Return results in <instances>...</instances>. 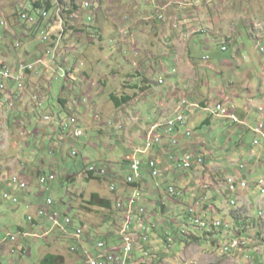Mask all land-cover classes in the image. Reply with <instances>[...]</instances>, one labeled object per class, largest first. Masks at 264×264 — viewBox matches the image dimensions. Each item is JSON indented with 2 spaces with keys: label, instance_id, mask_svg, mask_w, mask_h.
<instances>
[{
  "label": "rangeland",
  "instance_id": "obj_1",
  "mask_svg": "<svg viewBox=\"0 0 264 264\" xmlns=\"http://www.w3.org/2000/svg\"><path fill=\"white\" fill-rule=\"evenodd\" d=\"M36 1L41 2L44 6L43 9H45L47 1L52 5L49 18L42 20L39 30L42 32L47 29L51 35H54L53 33H57L62 28L68 36L67 40L62 39L55 58L50 56L48 61H45L46 65L52 67V72L46 77V80L49 82L56 77L53 84L54 98L56 99L57 92L63 82L59 77L61 72L56 74L55 70L64 56L71 64L81 63L83 66L92 65L94 68L98 66L100 71L94 72L95 77H102V74H105L107 78L102 77L103 80L99 81L97 87L90 88L89 95L92 93L93 97L87 96L88 91H86L84 95L87 97L83 98L82 105L77 112L81 118L77 117L81 122V132H83L79 143L76 142L74 145L78 156H71V146L68 145L70 154L64 162L61 161L60 171L52 170L57 176V181L45 187H41L37 182L39 174L35 166L45 161L47 167L51 165L54 160V154L51 151L52 149L56 150L53 147L56 142L53 143L54 140L47 139L45 143L42 137L35 139L21 132L23 126L29 121L26 114L29 104L22 106L17 105L14 101L13 106L0 105V180H3L2 177L7 179V176L14 173L17 169L14 168L15 166L20 169L23 168V164L28 166L31 171L28 175L33 178L30 186L33 195L41 193L42 197H45L44 201L51 198L55 210L62 217L65 213L75 215L76 220L83 223L90 239H95L97 236L102 239L112 237L115 238L116 245H119L122 216L120 218L117 214L110 215L107 210L89 205L88 201L92 193H98L105 198H114L109 191L110 180H115L121 190H124L126 182L123 173L129 174L130 169L122 168V164L124 157L129 156V150L141 146L149 128L155 124L164 123L176 112L177 106L183 100H187L188 103L201 104L202 107L207 105L214 107L216 102L220 101L214 91H224L220 89L223 87L220 82L233 80L238 82L237 85L240 88L245 83H250L251 88H254L252 99L256 102L253 111L250 113L244 111L242 107L244 99L239 100L240 103L236 111L241 122L254 128L255 120L260 115L259 108L263 106L264 111V103L256 96L255 92L264 79V54L259 52L260 54L257 53V55L248 58L234 57V59L238 58L237 62L239 63L236 75L229 71L224 72L220 78L217 72L211 71L208 66H217L219 60L228 58L231 53L223 51L222 46L233 47L234 40L218 39L205 47L199 41L197 42L200 45L198 48L184 37L183 41L176 43L170 49L167 47L168 41L163 43L157 41L152 35L150 38L148 37V33L152 32L155 27L152 14H156L159 9L154 5H150L147 10L145 6H138L139 2L123 4L121 0H0V41L8 36L7 44L10 49L8 54L0 55V59L4 56L5 62L12 64V60L15 58L18 62L29 60V57H32L35 52L28 50L31 43L36 51L42 53L41 56L45 55L47 47L39 40L37 33L32 37L30 30L32 26L19 19L22 12L33 16L40 12V10H33ZM196 1L199 2L196 5L199 18L202 16L208 20L211 16L224 15V12L232 13L235 10L233 7L239 3L245 6L249 1H253V18L250 21L256 20L257 17L264 21V0H232L228 4L223 0H215V3L209 8L204 0ZM84 3H90V10L83 8ZM217 7L227 8L221 11ZM244 11L247 10L244 9ZM88 14L91 15V21H89ZM246 14L249 16L248 13ZM124 17H130L132 21L123 20ZM2 21L5 25L1 24ZM61 21L63 23H60ZM251 26L249 24V29ZM43 27L45 29H41ZM198 28H202V25L197 26ZM230 31L228 29L227 34L232 33ZM122 34L131 42L123 51L120 39ZM29 35L30 37H27ZM15 42L21 45L18 52L14 47ZM189 42L191 43L190 54L185 51V44ZM51 46L53 47L54 44ZM171 50L176 57L171 56ZM121 52L128 58L127 62L122 61L120 55L123 53L121 54ZM168 57H172V59H168ZM156 63H159L160 66H156ZM238 66L244 67V71H240L242 68ZM122 67L127 71L122 72ZM112 70L122 73L129 71L131 79L125 80L122 73H118L119 77L113 78L110 76ZM140 73L145 75L144 81L136 79V77H140ZM160 80H163L164 84L160 85ZM126 81H129L128 84L125 83ZM96 92L99 93L95 94ZM111 94L119 98L122 95H129L133 97V100L117 108L110 99ZM35 97H39V95H34L33 98L35 99ZM36 101L34 104L37 106L43 103L41 98ZM53 103L54 105L51 107L43 106L37 112L35 111V116H32L33 123L41 125V122L45 121L46 114H51L52 117L54 115L56 118H59L60 115L64 120L70 118V116L67 118L68 112L61 111L56 100ZM16 111L19 115L15 114ZM87 111L90 112V115L86 120L84 115ZM209 114L210 110L195 108L188 111L189 121L186 128L192 131L193 136L187 140L183 138L181 140L183 143L178 144V148L171 150L177 158L182 157L181 153L184 152V154L201 155L204 159V166L191 173L194 181L187 180L183 186H178L177 182L172 183L173 186L180 187L184 194L190 190V201L185 199V205L173 204L165 188H163L162 194L156 197L152 187V194L155 197H151V199L157 203L160 202V205L142 197L147 217L145 218V230L140 232L141 228H139L135 231L138 236L137 243L140 244L135 245L133 253L135 258H143V253L139 249L144 247L153 253V264H238V258L243 256V251L236 253L239 255L236 257L234 253L224 254L223 248L228 240L241 239L247 242L244 251H250L247 254V259L244 257L245 262H241V264L246 262L264 264V195L258 189L256 182L258 179H264V152L261 156L252 159L254 133L247 132L240 126L232 127V124L226 119L214 118L210 126L201 127ZM70 137L74 140L78 139L74 133H71ZM70 137L66 136L67 140L74 141ZM48 138L53 139L52 136ZM177 152L181 153L177 155ZM256 152L258 151L256 150ZM85 158L88 159L86 161L90 163V166L106 171L103 175L104 180L97 181L89 178L86 174H82V177H67V174H64V169L73 173H81L85 169L86 163L83 162ZM172 162H174V158L168 161V164H172ZM240 163L246 165L245 170L241 172L244 180L250 178L255 182H251L245 191L235 195L236 207L233 208L229 205L233 195L226 191V177L238 176L236 170L237 164ZM177 164L176 161L172 164L173 169L170 168V165H165V167L170 168V172L173 173L172 171L177 170L179 166ZM113 166L117 169H112ZM40 168L42 169V167ZM4 171L9 172L4 174ZM182 174L184 178L185 173ZM246 175L248 177H244ZM1 193L2 189H0ZM21 200L22 203L24 198L21 197ZM179 202H183V200L177 201V203ZM163 203H167V206H162ZM6 207L9 206L5 205L0 208L1 235L6 237L9 234H17L19 232L17 226L21 228L20 224L24 229L30 228V225H26L25 216L33 213L31 209L22 203L15 211L8 208L3 212ZM189 209H194L198 217L202 219H204L203 216L210 214L217 220L220 219L229 224L231 230L215 231L218 235L208 236L210 239L206 240L203 235L208 230L196 229L189 223L187 215ZM255 212H261V220L252 223ZM108 217H110L109 221ZM124 220H126V216ZM45 226V229L37 232L43 234L48 231V237L42 240L24 239L28 246L32 247V257L27 258L26 264H39L40 259L46 253L63 256V264H85L81 257L82 253L72 252L69 248L70 244L60 237V234L49 231L51 224L48 220H46ZM31 230L38 229L31 228ZM183 231H186V234H183ZM145 232L146 240L142 239ZM167 235H171L168 242L165 240ZM195 236L203 238L197 241ZM87 247L90 250L95 248L88 244ZM17 257L13 256L15 261ZM7 260L3 261V264H13L11 258Z\"/></svg>",
  "mask_w": 264,
  "mask_h": 264
},
{
  "label": "crops",
  "instance_id": "obj_2",
  "mask_svg": "<svg viewBox=\"0 0 264 264\" xmlns=\"http://www.w3.org/2000/svg\"><path fill=\"white\" fill-rule=\"evenodd\" d=\"M121 1L123 2V4L125 3L133 4L134 3L132 0H121ZM169 1L170 2H168L167 0L160 1V10L165 14V19L163 21H160V20H157V18L154 19L153 17L155 27L152 32L148 33V37L150 38L152 35L153 38H155L157 41L159 40L160 42L162 41L163 43L164 41H168L167 47L170 49H172V46L173 45L175 46L176 43L183 41L184 37H186L194 46L196 45V47L198 48L200 47V45L197 44V42L199 41L201 42V45L205 47V46H209L210 44L214 43V41L218 39L227 40V41L234 40L233 47H228L227 45L228 49L227 51H225V52H230L231 53L230 56L228 58L219 60L217 66H213V67L208 66V68L211 71L217 72L220 78L223 76L224 72H229V71H232L234 75H236V68H237V65H239V63L237 62V59L239 57L244 56L248 58L253 55H257V53L260 52L259 50L261 48H264V34H263L264 32L263 22L264 21H262V19H258V17L256 20L253 19L252 22L250 21L251 18H253L252 16V13H253L252 2L253 1H249L245 6L239 3L238 5L233 7V9L235 10L232 11V13L224 12V15H221V16L220 14L215 15V17L211 16L209 18L210 20L202 16L201 18H199V14L197 13L198 6H196L199 2L196 0H185L184 3L180 5L176 4V0H169ZM204 1H205V4L208 6V8L209 6H212L215 3V0H207V1L204 0ZM223 2H226L228 4V3H231L232 0H223ZM138 6H141V7L145 6V8H147L148 10L150 5H146V4L141 5L140 3V5ZM226 8L227 7H224V8L217 7V9L218 10L220 9L221 11L226 10ZM244 9H246L247 11L245 12ZM246 13H248L249 16H247ZM123 20H128L130 22L132 21L130 17H124ZM238 23H240V25H237ZM249 24L252 25L250 29H249ZM199 25H202V28L197 29V26ZM178 27H180V29H178ZM228 29H230L231 30L230 32L232 33L227 34ZM65 35H66V31L64 30L62 39L67 40L68 36L67 35L65 36ZM120 36H121L120 39H121V45H122V51H123L127 49V45H130L131 42L129 41L128 38L126 39V36L124 34ZM8 39L9 37L7 36L4 40L0 41V55L1 56L6 55L10 52V49L7 44ZM190 42L185 44V48H186L185 51H188L189 54H190V48H191ZM4 48H6L7 50H5ZM28 50L29 51L31 50V52L35 51L32 54L33 56L29 57V58H34V60L38 59L41 55L40 52L35 50V47L32 45V43H31V47H29ZM122 53L123 52H121V54ZM120 56L122 57V61L125 60L127 62L128 58L125 56L124 53ZM171 56L176 57L175 54H173L172 50H171ZM234 57H238V58L234 59ZM168 59H172V57L170 58L168 57ZM1 60L2 61L4 60V56L2 57ZM46 61H48L47 58H46ZM14 62L18 63V60L16 58L12 60L13 66L16 64ZM258 65L260 66V64ZM156 66H160L159 63H156ZM238 67L242 68V70L240 71H244L243 70L244 67H240V66ZM261 67H263L262 64H261ZM56 68L57 69L55 70L56 71L55 73L58 74L59 72H61L59 74V77L63 81L61 87L59 88V91L57 92L58 95L56 99L54 98L55 91H54V85H53L56 80V77H54L53 80L49 82L46 80V77L50 75V73L52 72L51 70L52 67L46 64H44L41 67H37V70L35 73L32 72L28 75V78L26 79V88L24 90L26 91L25 93L23 91L22 93L18 94L17 85L15 82H11V83L9 82L8 89L5 92H0V105L1 106L3 105L9 106L10 104L8 103L11 98L14 99L17 105H22V106H25L27 104L30 105L26 108V114L28 115L29 121L23 126L21 130L23 134L25 135L28 134L30 137H33L35 139H40L39 137H42L45 143L47 139L54 140L53 143L56 142L55 145H53V147L56 150L52 149L51 151L52 154H54V160L51 162V165L47 167L46 161L45 162L41 161L42 163H40L39 165L36 164L35 167H36V170H38L39 175L42 174L43 171L51 172V173H52V170L60 171L61 164H62L61 161L64 162L70 154L67 146L70 145L72 147L73 142H71V140H67L66 136L68 137V135L65 132H63L61 128V124L64 118L60 117V115H59V118H56L53 115V117H55L54 118L55 121H49L46 118L52 117V116L51 114L50 115L46 114V116L44 117L45 121H42L41 125L33 123L34 120L32 119V116H35L39 108H42L43 106L51 107L52 105H54L53 103L54 100H56V104L60 106L61 111L68 112L67 118L70 116V117H78L79 119L80 116L78 115L77 112H79V109L82 105V100H84L83 98L87 96L93 97L94 95H92V93L91 95H89L90 88L97 87L99 85V81L103 80L101 79L102 77L107 78L105 74H102V77H97V78L95 77L94 72L100 71V68L98 66L94 68L92 67V65L86 67V66H83V64L81 63L71 64L67 62V60L65 59V56L61 60V63L59 64V66H57ZM124 71H127V70L124 67H122V72ZM263 71H264V67H263ZM110 72H111L110 76L113 78L119 77L118 73L120 74L122 73V72L114 71V70ZM122 74L124 75L125 80L131 79L129 76V71L122 73ZM109 77H108V80H110ZM136 79L144 81L146 77L144 74L140 73V77H136ZM261 83L262 84H260V87L255 92H256V96H258V98L261 99L262 102L264 103V79L261 81ZM220 84L223 86V87H220V89H223L224 91H218V90L214 91V94L220 100L219 102H223L231 110L234 109L236 111L238 108V104L240 103L239 100L244 99L242 100L243 102L242 107L244 111L248 113L253 111L256 100L252 99L254 88L253 89L251 88L250 83H245L242 86V88L238 87L237 85L238 82H234L233 80L227 81V82L223 81V82H220ZM86 91H88V93H86ZM85 93L87 96L84 95ZM98 93L99 92H96L95 94H98ZM37 94L39 95V98H41L43 102L42 104H39V106L34 104L35 101L33 97L34 95H37ZM178 107L179 106H177V109ZM15 114L19 115L17 111L15 112ZM89 115H90V112L87 111L86 114L84 115V118L87 120ZM260 117L261 116L259 115V118ZM258 119L255 120L256 123ZM79 123H80V127H82L80 121ZM212 123H213L212 120H209L206 122V124H209V125H211ZM256 123H255V126L257 125ZM186 130H187L186 128L182 127L180 128L179 132H176L173 134L175 137L178 138L179 144L183 143L181 142V140H183ZM49 136H52L53 139H49L48 138ZM172 137H173L172 135H166L163 133V145L160 147H157L153 151V153H151L150 157L154 158L157 161L161 169H163L164 171H168L167 180H166L167 182L171 183V181L174 180V181H177L180 185H184L186 179L182 177L183 174L180 171V169H177L175 171L173 170L172 171L173 173L170 172L169 174V171H170V168H172L173 162L172 164H168V161L172 160V158L174 157L173 152L171 151L173 148L171 147V144H170ZM47 146H50V145H47ZM133 149L129 150L130 154H128L129 156L127 158L124 157L125 158L124 161H127V159H130V157L133 154L132 153ZM257 151L258 152L252 153L251 155L252 159L256 156H261L262 153L264 152V149H262V151L258 149ZM141 157L144 160V169H145L144 171L145 182L142 185L143 190H144V198L145 200L153 201V203L158 205L156 201L151 199V197H155V196H153L152 194L153 184L151 182L150 175L148 173V168H147L148 156L144 154ZM86 160L88 159L85 158L83 162L87 163ZM165 165L166 166L170 165V168H166ZM40 167H42V169ZM124 167L129 168V162L124 164ZM14 168L15 169L17 168V169L16 171L14 170L15 172L12 173L11 175L20 172L19 174L22 175L23 180L29 183L28 190L20 191L15 185L10 184L9 178L11 175L7 176V179L3 177L1 178L3 180H0V189H2V193L5 191L11 192L13 195L19 198L20 204L22 203L25 204L28 209H31L32 212H35L38 209V207L44 203L45 197H42L43 195H41V193H38L37 195H33V192L31 191V187H30L31 181L33 178L30 175H28L29 172H31L28 166L23 164L22 169H20V167L18 166H15ZM67 170L68 169L63 170L64 174L65 173L67 174V177L78 176L76 175V173H73ZM8 172L9 171H4V174H8ZM246 176L248 177V175ZM3 182L4 184H2ZM153 191H155L156 193V190L154 189V187H153ZM21 197L24 198L22 203H21L22 201ZM8 208L10 210L15 211L19 207L18 208L6 207L3 212H5L6 209ZM1 217L2 216L0 215V218ZM206 217L210 218L212 217V215L208 214ZM20 225L22 227V224ZM39 227L42 228L41 226ZM17 229L19 230L20 228L17 226ZM22 230H19L17 234H12L13 236H16L17 238L15 242H11V241H6L8 243L4 242L3 241L4 236L0 234V264H3V261L9 258L12 259L13 264H26L27 258L29 259L32 257L31 256L32 247L31 246L29 247L27 242L24 240L28 238L21 235ZM116 243L117 242L115 241V238H112L110 242V248L119 249V245L117 244L118 245L117 246ZM13 256L15 257L18 256L16 261L14 260L15 258H13ZM238 264H241L239 258H238Z\"/></svg>",
  "mask_w": 264,
  "mask_h": 264
},
{
  "label": "clouds",
  "instance_id": "obj_3",
  "mask_svg": "<svg viewBox=\"0 0 264 264\" xmlns=\"http://www.w3.org/2000/svg\"><path fill=\"white\" fill-rule=\"evenodd\" d=\"M133 2H139V3H141L142 5L144 4H146V5H154V6H156V7H158L159 9L157 10V12H156V14H153V17H154V19H156L157 18V20H160V21H163L164 19H165V14L160 10V1L161 0H157L156 2H148V1H144V0H132ZM179 1V2H178ZM184 1L185 0H176V4H178V5H180V4H182V3H184ZM178 2V3H177ZM185 6V5H184ZM38 10H40V11H47L48 13H49V11L48 10H46V9H43V10H41V9H38ZM41 15V14H40ZM89 15V21H91L92 19H90V14H88ZM33 16V15H32ZM38 18V17H37ZM40 18V17H39ZM48 18H49V15H48ZM47 18V19H48ZM46 19V20H47ZM41 20H45V19H42V17H41ZM37 22V21H36ZM36 22L34 23V24H29L30 26H32V25H35L36 24ZM60 23H63L62 21L60 22ZM28 24V23H27ZM61 28V27H60ZM41 29H45L44 27L43 28H41ZM41 30H39L38 29V31L36 32L37 33V36L39 37V40L43 43V45H45V47H47V49H46V51H45V55H43V56H41L40 55V57L38 58V59H43L44 60V64H45V61H46V58L48 59V57H50V56H48L47 55V51H49L50 49H52V48H54L55 47V44L58 42V49H59V47H60V44H61V41H62V38H63V32H64V30H62V28L59 30V31H57V33H53L54 35H51L49 32H48V30L46 29V30H44V31H42L41 33ZM43 32H45L46 33V35H48L50 38H51V40L49 41V42H43L42 40H41V35H42V33ZM51 44H54V46L52 47L51 46ZM14 47H15V49L16 50H18L19 51V48H16V46H15V44H14ZM21 47V46H20ZM57 49V50H58ZM222 49H223V51H227V46H223L222 47ZM17 51V52H18ZM260 53H263L264 54V48H261L260 50ZM40 54H42L41 52H40ZM51 58H55V56L53 57V56H51ZM2 59V58H1ZM0 59V63H2V64H7V65H9L10 67H12L13 65L12 64H10V63H8V62H5L4 60L2 61ZM30 59V61H27V62H35V61H37L38 59H36V60H34V58H29ZM14 63H16V62H14ZM17 64V63H16ZM15 64V65H16ZM44 64H42V65H38L37 67H41V66H43ZM36 70H37V68H36ZM36 71H34L33 73H35ZM161 81H162V83H161ZM129 82V81H128ZM128 82H125V83H127L128 84ZM159 84L160 85H162V84H164V81L163 80H160L159 81ZM18 92V91H17ZM18 94H20V93H18ZM11 99H13V98H11ZM10 99V100H11ZM10 100H9V103L8 104H10L11 102H10ZM35 102H37V101H35ZM13 103H14V99H13V102H12V106H13ZM126 105V104H125ZM10 106V105H9ZM179 107H178V109L176 108V112L172 115V116H170V118H168L167 120H165L164 121V123H161V124H155V125H153L152 127H154V126H156V125H159V129H158V133L161 135V137H162V140H161V145L160 146H162L163 145V143H162V141H163V133L164 134H166V135H172L173 137L171 138V147L172 148H178V144H179V140H178V138L177 137H175L173 134L174 133H176V132H179V130H180V128H182V127H184V128H186L187 127V125H188V116H187V113H188V111H191L192 109H203V110H205V111H209L210 110V114H209V118L207 117V119L202 123V125H201V127H203V126H210L209 124H206V122L207 121H209V120H212L213 121V119L214 118H218V119H226V120H228L231 124H232V127L233 126H240V127H242V128H244L247 132H252V133H254V136H255V139H254V141H253V147H254V149H253V151H252V153L253 152H256V150H261L262 151V149H264V111H263V106L261 107V108H259V110H258V112H259V114H260V118L258 119V121H257V125L254 127V128H248L249 126L247 125V123H245V122H241L240 120H239V118H238V116L236 115V111L233 109V110H231L227 105H225L223 102H216V104H215V106L214 107H211V105H207L206 107H202V105L200 104H193V103H188V101L187 100H183L182 102H181V104H179L178 105ZM218 106H222L223 107V109L225 110V113L223 114L222 112H220V111H218ZM179 115H182L183 117H184V122L183 123H181V124H177L176 125V129L173 131V132H168L167 131V129H166V125H167V123L170 121V120H173V119H175L177 116H179ZM231 116H234L236 119H237V121H234L232 118H231ZM47 118H50V120L49 121H55V117H47ZM46 118V119H47ZM71 118H75L76 120H77V124H76V127L77 128H79L81 131H82V128L80 127V123H79V120L77 119V117H70L68 120H63L62 121V124H61V128H62V130H63V132H65L69 137H70V135H71V133H74V127H70L68 130H64L63 129V124H65L66 122H69L70 121V119ZM212 118V119H211ZM260 126H263V128H262V131L261 132H258V129H259V127ZM152 127L151 128H149V131L146 133V136H145V138H144V140H143V142H142V144H141V146H139V147H136V148H134L133 149V154H132V156L130 157V159H127V161L129 162V169H130V173L129 174H124L123 172V175H124V180H125V184H126V186H124L125 187V189L124 190H121V187H119L117 184H110V186H109V191H110V193L113 195L112 197H114V198H107V199H110V200H112L113 201V203L116 205V208H118V210H119V213H121V215H122V220H123V222H122V227H121V229L125 226V212L119 207V203L121 202V203H125V201L132 195V193L134 192V191H136V190H140L141 191V194H142V197H144V190H143V187H142V185H143V183L145 182V177H144V171H145V169H144V160L142 159V155H147L148 156V161H147V168H148V173H149V175H150V179H151V182H152V184H153V187H154V189L156 190V193H155V191H154V193L156 194L155 196L157 197L159 194H162V192H163V188H165V191H166V189H167V194L169 195V197H170V200L173 202V204H176L177 203V201H181V200H183V202H179V203H177L178 205H185L186 203H185V199H188L189 201H190V199H189V197H190V190H187L186 192L187 193H185L184 195H183V199L181 198V194L183 193V191H182V189L180 188V187H175V186H173L172 185V183L173 182H177V181H171V183H169L168 182V184L166 185V187H165V184H166V180H167V175H168V171H164L163 169H161L160 167H159V164L157 163V161L154 159V158H152V157H150V155H151V153H152V149H154V147L150 150V151H148V152H145V153H137L136 154V152H137V150H139V149H141V150H143V149H145V143H146V138L148 137V135H149V133H150V131H151V129H152ZM187 129V128H186ZM82 135H83V132H82ZM192 136H193V133H192V131L190 130V129H187L186 130V132H185V135H184V139L185 140H187V139H190V138H192ZM71 139H73L72 137H70ZM81 138V136L80 137H78V139H73L74 141H72L73 142V144H72V147H71V156H75V157H77L78 156V152L75 150V148H74V145H75V143L77 142V141H79V139ZM180 145V144H179ZM74 153H76V155H74ZM181 152H177V155H179ZM181 154H183L182 155V157H180V158H177V156H174L173 158H174V162L176 161L178 164L177 165H179L178 166V168L177 169H180V171L182 172V173H185L184 175H185V177H184V179H186L185 180V182L187 181V180H189V181H194L195 179H194V177H193V175L191 174L195 169H197V168H201V167H203L204 166V159H203V157L201 156V155H196V154H192V153H187V154H184V152H182ZM134 156H136L141 162H142V165H141V176H142V180H140V181H136V182H133V183H129L128 182V178L131 176V174H132V170H131V165H132V160H133V158H134ZM186 157H190L191 158V162H192V166L190 167V168H186L185 166H183V164H182V162H183V160L186 158ZM199 160H201V163L199 162ZM127 161H124V163L126 164V163H128ZM151 161H154L155 163H156V167H157V170H159V172H160V175L157 177V179H154L152 176H151V171H150V163H151ZM174 162H173V164H174ZM123 163V164H124ZM90 163H86V165H85V167H87L88 168V170L89 171H91L92 173H94V175L95 176H97V175H100L102 178L104 177L103 175H105V173H106V171L104 170V169H101V170H98L97 169V167H94V166H90L89 165ZM122 164V165H123ZM238 165V168H237V170H236V172H237V174H238V176H227L226 177V191L227 192H229L230 194H232L233 195V198H231L230 199V201H229V205L231 206V207H233V208H235L236 207V201H235V195L237 194V193H239V192H243V191H245L248 187H249V185L251 184V182H255V181H253V180H251V179H247L246 181L244 180V178H243V176L241 175V172H243L244 170H245V168H246V165L245 164H243V163H240V164H237ZM84 167V168H85ZM124 167V166H123ZM93 168V170H91ZM114 168H116L115 166H113L112 167V169H114ZM53 173V172H52ZM51 172H43L42 174H40L38 177H37V181H38V184L42 187V186H46V185H48V184H50V183H53V182H56L57 181V176H56V179L54 180V181H51V182H47L45 185H41L40 184V177H41V175H44V174H46V175H49V174H52ZM15 174H18L20 177H21V179L23 180V178H22V175L21 174H19V173H15ZM15 174H13V175H15ZM169 174H170V171H169ZM13 175H11L10 176V178H9V181L11 180V177L13 176ZM76 175H78L79 177H82V174H80V173H76ZM183 177V176H182ZM244 177H247V176H244ZM233 180L234 181V183H235V185L237 186L236 188V190H234V191H232L231 189H230V186H229V181L230 180ZM103 180H104V178H103ZM23 181H25V180H23ZM111 181V180H110ZM261 181H263V185H261L260 184V182ZM154 182V183H153ZM256 182H257V186H258V189H260V191H261V193H262V195H264V193H263V189H264V179H258V180H256ZM28 183V182H27ZM243 183H245L246 184V187H242V184ZM11 184V183H10ZM178 186H183V185H180L178 182L176 183ZM117 185V186H116ZM112 187H115V190H112ZM263 187V188H262ZM28 188H29V183H28ZM28 188L26 189V190H28ZM26 190H23V191H26ZM173 191V192H172ZM5 192H9V191H5ZM5 192H3L2 194H4ZM182 192V193H181ZM9 193H11V192H9ZM2 194L0 195V196H2ZM12 194V193H11ZM13 195V194H12ZM15 196V195H14ZM16 197V196H15ZM18 198V197H17ZM105 198V197H104ZM216 198V197H215ZM18 200H19V198H18ZM48 200H51L52 201V205H51V208H50V212H57L56 210H55V207H54V202H53V200L51 199V198H48L47 200H45L44 201V203L41 205V206H39L38 207V209L35 211V212H33V213H30V214H27L26 216H25V221H26V225L28 226V225H30V228L29 229H24V228H20L19 230H22L21 231V235L22 236H24V237H26V238H33V237H31V236H26V235H24L25 233H39V234H42V233H40V232H37V231H40V230H43V229H45L46 228V226H45V223H46V220H48L49 221V223L51 224V226H50V229H49V231L50 232H52V233H58V232H60L61 234H63L64 236H66L68 239H71V243H69L70 245V250L72 251V247L73 246H76V250L75 251H72V252H74V253H76L77 254V252H79V253H82V260L85 262V264H87V258H86V255H85V250H87V252L88 253H91V254H93V255H97V253L99 252V250H98V247H97V243H99V242H103L104 244H105V248H106V250H108V251H119L120 250V248L122 247V241H121V236H120V238H119V249H111L110 248V242H111V239H112V237L109 239V238H105V239H102V238H100L99 236H97V238H95L94 236H92L91 235V237H93V238H95V239H90L89 238V235L87 234V232H86V230H85V227H84V225L82 224V223H80V222H73V220L71 219V215L69 214V213H65L64 214V216L62 217L61 216V214L59 213V212H57L59 215H60V219H61V222H64L63 220L65 219V217L66 216H68L70 219H71V221H72V226H71V228H76V227H82L84 230H85V234H86V236H87V241H89V242H85L84 244H85V246H84V248L83 247H81V245L80 244H76L75 243V241L70 237V236H68V235H65L64 233H62L61 231H59L57 228H53V226H52V222H51V220H50V212H49V215L47 216V217H44V218H39V217H37V214H38V210L39 209H41L42 207H45L46 206V204H47V201ZM174 201H175V203H174ZM203 201V200H202ZM139 203V206H137V204ZM180 203H182V204H180ZM19 204H20V200H19V202H18V204L17 205H13V204H11V203H6L5 205L6 206H9V207H14V208H18L19 207ZM126 204V203H125ZM158 204L160 205L161 203L160 202H158ZM162 206H167V203H163L162 204ZM217 207V206H216ZM141 208H144V210H145V213L144 214H141L140 213V209ZM104 210V209H103ZM139 211V212H138ZM168 211H170V209L168 210ZM29 215H32V216H34V221H33V223L32 224H30L28 221H27V217L29 216ZM147 215V210L145 209V207H144V202L142 201V199L141 200H139L136 204H135V212H134V214L132 215V220H131V232H133V233H135V231L137 230V229H139V228H141V231H144L145 230V218L147 217L146 216ZM187 215H188V221L190 222V224L193 226V227H195L196 229H198V227H196L195 225H199V224H197L196 223V220H201L203 223H205L206 224V226L205 227H207V229L209 228V227H211L212 225H214V226H216V224L219 222L220 223V226H216V228H218V229H216V231H219V232H224V231H228V230H231V226L229 225V224H226L225 222H223L222 220H220V219H216V217H214V216H212L213 217V219H210L209 217H206V216H203V218L204 219H207L208 218V220H204V219H202L201 217H198V215L196 214V212H195V210L194 209H189L188 210V212H187ZM260 216H261V212H260ZM211 217V218H212ZM209 221H211V222H209ZM143 223V226H141V224ZM222 225H224V228L223 229H221V227H222ZM241 225V224H240ZM39 226H41L42 228H40ZM31 228L32 229H38V230H36V231H34V230H31ZM68 229H69V227H68ZM224 230V231H223ZM121 232V230L119 231V233ZM45 233H48V231H46V232H44L43 234H45ZM42 234V235H43ZM59 234V233H58ZM185 234V233H184ZM10 236H13L12 234H9ZM9 235H7L6 237H4L3 239V241L4 242H6L5 241V239L9 236ZM136 235V234H135ZM225 235V234H224ZM49 236V235H48ZM48 236H46V237H48ZM142 236H146L147 237V235H146V232L145 233H143V235ZM14 237H16V236H14ZM61 237V236H60ZM45 238V237H44ZM44 238H41V239H36V240H42V239H44ZM35 239V238H34ZM16 240H17V238H16ZM72 240H73V242H72ZM67 242V241H66ZM214 242H216V241H214ZM218 242V241H217ZM235 242H237L238 243V247H231L232 246V244L233 243H235ZM6 243H8V242H6ZM68 243V242H67ZM87 244L89 245V246H94L95 248L94 249H92V250H90L88 247H87ZM218 244H219V242H218ZM220 245V244H219ZM138 246V245H137ZM247 246V242L246 241H243V240H241V239H239V240H236V241H232V240H228L227 241V244L224 246V254H227V255H229V254H231V253H234V255L236 254V253H238V252H242L243 251V256H241L240 258H239V260H240V262H245V260L247 259V254L250 252L249 250L247 251V252H245L244 250H245V247ZM226 248H229V250L228 251H226ZM142 250H147L146 248H144V247H140V249H139V251H142ZM147 251H149V250H147ZM150 252V251H149ZM151 253V255L153 256V253L152 252H150ZM236 257H239V255L238 254H236L235 255ZM244 257L246 258V259H244ZM153 263H154V256H153ZM245 264H250V263H248V262H246Z\"/></svg>",
  "mask_w": 264,
  "mask_h": 264
},
{
  "label": "built area",
  "instance_id": "obj_4",
  "mask_svg": "<svg viewBox=\"0 0 264 264\" xmlns=\"http://www.w3.org/2000/svg\"><path fill=\"white\" fill-rule=\"evenodd\" d=\"M144 1L156 2L157 0H144ZM83 8L85 10H90V8H91L90 3H84ZM40 14H41L42 19H45V20L48 18V15H49V13L47 11H40V12H38L37 15H34V16L30 15L27 12H22L20 14L19 19L23 23L34 24L37 20V17L39 18ZM90 19H91V16H90ZM1 24L5 25V23L3 21L1 22ZM3 28H5V26H3ZM41 40L43 42H49L51 40V38L48 35H46L45 32H43L41 35ZM15 46H16V48H20L21 45H20V43L15 42ZM55 47H56V44H55ZM55 47L50 49L49 51H47L48 56H53V57L55 56ZM42 64H44L43 59H38L35 62L21 61L12 67H10L7 64H2V68H0V92H5L8 89L9 82L10 83L15 82L17 85L18 93H22L26 88V79L28 78V75L30 73L36 71L37 66L42 65ZM161 83H162V81H161ZM34 100L35 101L39 100V97H35ZM10 102H11L10 105L12 106L13 99H11ZM217 109H218V111L222 112L223 114L225 113V110L223 109L222 106H218ZM231 118L234 121H237V119L234 116H231ZM183 122H184L183 116L176 118L175 119V125L171 129H167V131L173 132L176 129V125L181 124ZM76 124H77V120L66 122L65 124H63V129L68 130L70 127H74V135L76 137H80V136H82V132L79 128L76 127ZM262 128H263V126H260L258 129V132H261ZM158 129H159V125L152 127L148 137L146 138L145 149L137 150L136 154L148 152L154 147V145H157L161 142L162 137L158 133ZM153 134H155L154 137H153ZM74 155H76V153H74ZM199 162L201 163V160H199ZM182 164L186 168H190L192 166L191 158L186 157L183 160ZM141 165H142V162L136 156H134V158L132 160V165H131V170H132L131 176H137L138 181L142 180ZM91 170H93V168ZM150 171H151V176L154 179H157V177L160 175V172H159V170H157L156 163L154 161H151V163H150ZM55 179H56V174L52 173L49 175H46V174L41 175L39 181H40L41 185H45L47 182L54 181ZM10 183L15 185L20 191L26 190L28 188L27 181H23L18 174H15L11 177ZM260 184L263 185V181H261ZM229 186H230V189L232 191L237 189L236 188L237 186L235 185V183L232 179L229 181ZM242 187H246V184L243 183ZM112 190H115V187H112ZM263 193H264V189H263ZM141 199H142V194H141L140 190H136L132 193V203L128 207V211L125 213V216H128V224H127V227H123L121 229V232H120L122 247H127L126 246V239L130 235V233H132L130 224H131V220H132V215L135 212V204ZM8 202L13 204V205H17L19 200L17 197L12 195L11 193L5 192L4 194H2V196H0V208L5 206V204ZM51 205H52V201L48 200L46 206L42 207L41 209L38 210L37 217H39L41 219L44 217H47L49 215ZM140 213L141 214L145 213L144 208L140 209ZM49 217H50V220L52 222L53 228H57L59 231H61L64 234H69L70 237L73 240H75L76 244L78 243L81 245V247L84 248V246H85L84 243L89 242V241H87V236L85 234V230L82 227L71 228L72 221L68 216L65 217L64 222H61L60 215L57 212H50ZM34 219L35 218L32 215H29L27 217V221L30 224L33 223ZM196 222H198L199 225H205L206 226V224L203 223L199 219L196 220ZM141 226H143V223L141 224ZM216 226H220V223L218 222L216 224ZM68 227H69V229H68ZM24 235L31 236L35 239H41V238L48 236L49 233H45L43 235L39 234V233H25ZM142 239L146 240L147 237L143 236ZM5 241L15 242L16 237L9 235L5 239ZM232 246L238 247V243L235 242L232 244ZM97 247L99 250L97 255H93L91 253H88L87 250H85V252H86L85 255L87 258V264H107L108 259L110 257V254H112V250L111 251L106 250L103 242L97 243ZM72 248H76V246L72 247ZM134 250H135V248H133V247H127V256L125 258H123L119 264H134L135 261H139V259L135 258V256L133 255ZM226 251H227V248H226ZM142 253H143V255H150V252L147 250H142ZM150 262H151V264H153V261H150Z\"/></svg>",
  "mask_w": 264,
  "mask_h": 264
},
{
  "label": "trees",
  "instance_id": "obj_5",
  "mask_svg": "<svg viewBox=\"0 0 264 264\" xmlns=\"http://www.w3.org/2000/svg\"><path fill=\"white\" fill-rule=\"evenodd\" d=\"M46 6H45V9L46 10H51L52 9V5L50 2H46L45 3ZM44 6L41 4L40 1H36L33 5V10L34 11H37L38 9H43ZM40 18H37V22L35 25H32V29L30 28L31 30V34H32V37L35 36V33L38 31L40 25L42 24V20H41V15H39ZM30 37V35H29ZM29 48V47H28ZM18 51V50H16ZM110 99L111 101L115 104V106L117 108L121 107L122 105H125V104H128L130 103L132 100H133V97L129 96V95H126V96H121V98L117 97L116 95L114 94H111L110 95ZM163 143V141H162ZM161 143L157 144V145H154V149H152V153L153 151L157 148V147H160ZM125 164V163H124ZM124 164L122 165V168L124 166ZM90 172V173H89ZM80 174H86L89 178H92V179H96L97 181L98 180H103L102 177L100 175H97L95 176L94 173H92L91 171L88 170V168L85 167V169L80 173ZM92 174V175H91ZM111 184H117L115 180H112L110 181ZM168 184V182H166L165 184V187L166 185ZM117 186V185H116ZM166 192L167 189H166ZM182 193V192H181ZM184 193L181 194V198L183 199ZM88 204L93 206V207H98V208H101V209H104V210H107L110 212V215H115L117 214L120 218H121V213H119V210L118 208H116V205L113 203L112 200L110 199H107V198H104V197H101L100 194L98 193H92L91 197H90V200L88 201ZM139 212V211H138ZM72 216V215H71ZM254 218L252 219V223H255V222H260L261 220V216H260V213H257L255 212V215H253ZM71 219L73 220V222H77L76 218H75V215L71 217ZM108 221L110 220V217H108L107 219ZM205 220H208L205 219ZM64 221V220H63ZM121 221L123 222V220L121 219ZM190 223V222H189ZM83 224V223H82ZM227 224V223H226ZM224 226V225H222ZM241 226V225H240ZM196 227H198V229H201V230H208V231H205L204 232V235L203 237L206 239V240H209L210 238L208 236H215V235H218L215 231L216 229V226L212 225L211 227H209L207 229V227H202L201 225H196ZM224 227H221V229H223ZM214 232V233H212ZM60 234V236L65 240L67 241L68 243H71V239H68L66 236H64L63 234H61L60 232H58ZM186 234V231H183V234ZM240 233H242L240 231ZM171 237V235H167L165 237V240L166 242H168V238ZM203 237H200V236H195V239L198 241V240H201ZM172 239H175V238H172ZM73 242V240H72ZM74 243V242H73ZM77 254H79V252H77ZM64 263V257L61 256V255H57V254H53V253H46L45 255H43V257L40 259V262L39 264H63Z\"/></svg>",
  "mask_w": 264,
  "mask_h": 264
},
{
  "label": "bare ground",
  "instance_id": "obj_6",
  "mask_svg": "<svg viewBox=\"0 0 264 264\" xmlns=\"http://www.w3.org/2000/svg\"><path fill=\"white\" fill-rule=\"evenodd\" d=\"M57 49H58V43H56L55 54L57 52ZM0 68H2V63H0ZM180 116H182V115H179L176 118H179ZM175 119L170 120L167 123L166 129H171L175 125ZM47 120H50V118H47ZM73 120H76V119L75 118L70 119V121H73ZM136 181H138L137 176H130L128 178L129 183H133ZM125 203L120 202L119 207L126 213L128 211V207L132 203V195L125 201ZM196 223L199 224L198 222H196ZM127 224H128V216H126L124 227H127ZM201 226L205 228V225H201ZM222 227H224V226H222ZM140 232H142V231H140ZM65 235L70 236L69 234H65ZM141 235H142V233H141ZM142 238H143V236H142ZM137 240H138L137 235H135V233H133V232L130 233V235L126 239V246L135 248V245H140L139 243H137ZM11 242H13V241H11ZM73 247H75V246H73ZM127 247H121L120 251H112V254H110V257L108 259L107 264H119L122 261V259L127 256ZM231 247L233 248L234 246H231ZM75 250H76V248H72V251H75ZM228 250H229V248H227V251ZM150 261H153V256L151 255V253H150V255H143V258L139 259V261H135L134 264H151Z\"/></svg>",
  "mask_w": 264,
  "mask_h": 264
}]
</instances>
